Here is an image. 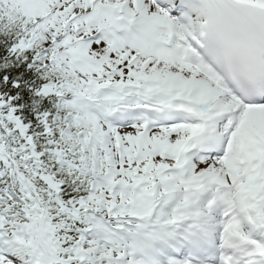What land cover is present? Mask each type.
Masks as SVG:
<instances>
[{
    "label": "snow or ice",
    "instance_id": "6c2138e0",
    "mask_svg": "<svg viewBox=\"0 0 264 264\" xmlns=\"http://www.w3.org/2000/svg\"><path fill=\"white\" fill-rule=\"evenodd\" d=\"M0 264H264V0H0Z\"/></svg>",
    "mask_w": 264,
    "mask_h": 264
}]
</instances>
